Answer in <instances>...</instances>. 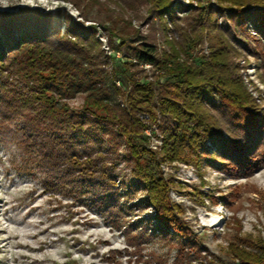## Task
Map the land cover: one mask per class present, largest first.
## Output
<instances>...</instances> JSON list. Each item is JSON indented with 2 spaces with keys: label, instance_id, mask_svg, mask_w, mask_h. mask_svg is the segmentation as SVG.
<instances>
[{
  "label": "rangeland",
  "instance_id": "rangeland-1",
  "mask_svg": "<svg viewBox=\"0 0 264 264\" xmlns=\"http://www.w3.org/2000/svg\"><path fill=\"white\" fill-rule=\"evenodd\" d=\"M171 1L175 9L160 21L147 0H0V264H243L246 255L261 256L264 34L250 20L242 29L227 11H254L264 0ZM55 22L64 33H52ZM86 28L92 36L79 35ZM32 39L70 54L82 45L95 70L107 75L103 97L118 109L125 108L118 93L130 92L132 81L167 77L136 65L131 48L139 43L195 68L210 50L225 48L223 62L253 98L249 112L258 134L242 131L207 95L202 101L216 141L205 143L207 152L178 147L173 157L157 107L133 113L143 126L138 142L159 161L177 207L174 221L190 241L168 235L171 228L158 232L155 223L147 229L144 218L153 210L142 203L146 190L134 176L125 138L87 105V93L65 96L51 88L61 113L45 111L37 87L14 71L27 68V53L16 49ZM232 149L245 151L236 156Z\"/></svg>",
  "mask_w": 264,
  "mask_h": 264
},
{
  "label": "trees",
  "instance_id": "trees-1",
  "mask_svg": "<svg viewBox=\"0 0 264 264\" xmlns=\"http://www.w3.org/2000/svg\"><path fill=\"white\" fill-rule=\"evenodd\" d=\"M191 1L201 3L203 0ZM147 2L160 21H163L164 15L170 14L175 9L171 0H147ZM256 7L254 11L244 10L242 6L225 11L242 29L250 20L259 25L257 29L264 34V4H256ZM52 25H55L52 33L55 35L64 33L60 22ZM79 35L87 37L92 36L93 33L86 28ZM80 48L83 50L78 54H70L49 47L41 39L23 40L16 50L25 51V56L27 53L25 62L27 68L14 71L19 73L26 83L37 87L35 92L40 93L47 108L45 111L50 116H54L57 112L61 113V110L55 111L53 108L51 98L54 89L51 88L61 89L58 91L65 93V96L79 92L87 93L85 99L87 105L96 112H103L109 123L114 125L125 138L134 164V176L146 190L142 203L149 204L153 210L152 215L144 218L147 220V229L152 226L151 223H155L158 232L166 233L168 228H171L168 235L175 233L181 238L180 241H186L188 234L183 233L181 226L174 221L177 207H171L168 200V184L160 174L159 161L138 142L142 139L143 126L135 120L133 113L136 109L153 110L157 107L162 116L163 132L166 134L167 153L175 157L178 147L207 152L205 143L216 141L212 138L216 124L210 117L207 103L202 101L207 95H214L218 99L220 107L225 110L227 116L239 121L238 126L242 131L258 134L259 132L255 130L258 124L257 117L249 112L255 110L253 98L245 89L243 82L232 76L229 64L223 62L225 48L222 45L211 48L208 61L202 62L199 68H195L178 63L174 56H160L156 45L143 41L137 47L131 48L132 59L135 60L136 65H149L160 71L163 70L167 77L163 83L159 80L144 84L132 81L130 92L118 93L125 99V108L118 109L117 105L107 102L101 92L107 75L95 70L93 56L82 45ZM0 57L3 61L4 54L0 53ZM172 93L176 98L171 96ZM96 112L91 114L95 116ZM248 147L246 146V149ZM237 150L232 149L231 153L235 152L236 156H239L245 151L243 149L237 154ZM257 249L263 251L261 256L256 259L246 255L242 259L243 264H264V247Z\"/></svg>",
  "mask_w": 264,
  "mask_h": 264
},
{
  "label": "bare ground",
  "instance_id": "bare-ground-1",
  "mask_svg": "<svg viewBox=\"0 0 264 264\" xmlns=\"http://www.w3.org/2000/svg\"><path fill=\"white\" fill-rule=\"evenodd\" d=\"M219 222V218H215V219H213V223L214 224H217Z\"/></svg>",
  "mask_w": 264,
  "mask_h": 264
}]
</instances>
